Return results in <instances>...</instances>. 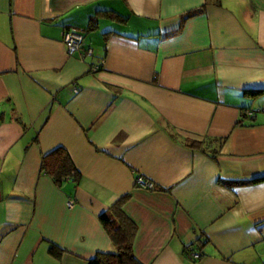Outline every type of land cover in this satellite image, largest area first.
I'll return each instance as SVG.
<instances>
[{"label": "crops", "instance_id": "1", "mask_svg": "<svg viewBox=\"0 0 264 264\" xmlns=\"http://www.w3.org/2000/svg\"><path fill=\"white\" fill-rule=\"evenodd\" d=\"M202 4L0 0V264L114 251L122 196L141 264H264V0ZM57 147L77 183L39 170Z\"/></svg>", "mask_w": 264, "mask_h": 264}, {"label": "trees", "instance_id": "2", "mask_svg": "<svg viewBox=\"0 0 264 264\" xmlns=\"http://www.w3.org/2000/svg\"><path fill=\"white\" fill-rule=\"evenodd\" d=\"M219 2L220 0H203V4L197 10L187 12L185 17L195 14L197 11H202L204 6L208 4L217 5ZM85 51L83 50L82 52L84 53ZM194 144L195 141H189L190 146ZM39 170L49 175L51 180L56 184L61 183L65 179H71L75 183L79 180V174L75 170L68 153L61 147L54 148L42 155ZM254 182L250 181L249 183ZM126 199L127 196L120 197L105 212L98 216V220L107 233L114 251L97 253L87 261V264H141L135 259L132 252V242L136 233V226L121 209ZM60 252L54 246H50L48 249L49 255L54 258H58ZM185 252H189V255L193 257L191 254L193 251L185 249Z\"/></svg>", "mask_w": 264, "mask_h": 264}, {"label": "built area", "instance_id": "3", "mask_svg": "<svg viewBox=\"0 0 264 264\" xmlns=\"http://www.w3.org/2000/svg\"><path fill=\"white\" fill-rule=\"evenodd\" d=\"M62 43L65 46L67 55H71L73 53H79L80 55H82L83 52L81 51V48L83 46V36L81 33L72 30L64 31L62 35ZM84 53L91 55V50L87 49ZM100 65H101V61L98 64H95L91 70L93 72L98 71ZM135 184L144 189H149L152 187V185L149 182L143 180L140 177H137L135 179ZM71 205H72V200L67 201L66 206L70 207ZM196 255L197 254L195 253L192 254V256H196Z\"/></svg>", "mask_w": 264, "mask_h": 264}]
</instances>
